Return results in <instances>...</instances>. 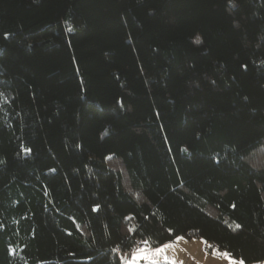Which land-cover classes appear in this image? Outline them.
<instances>
[{
  "label": "trees",
  "instance_id": "16d2710c",
  "mask_svg": "<svg viewBox=\"0 0 264 264\" xmlns=\"http://www.w3.org/2000/svg\"><path fill=\"white\" fill-rule=\"evenodd\" d=\"M178 238L264 261V0H0V264Z\"/></svg>",
  "mask_w": 264,
  "mask_h": 264
},
{
  "label": "rangeland",
  "instance_id": "374dc122",
  "mask_svg": "<svg viewBox=\"0 0 264 264\" xmlns=\"http://www.w3.org/2000/svg\"><path fill=\"white\" fill-rule=\"evenodd\" d=\"M183 239L178 238L155 249L147 247L142 250L143 252L150 251L146 253L145 258H140V251L131 260L126 261L125 264H132V262L141 264H245L236 259H229L232 260L231 262L227 261V257L220 260L221 254L209 251L207 249L209 245H206L200 239L194 238L184 241ZM253 264H264V261Z\"/></svg>",
  "mask_w": 264,
  "mask_h": 264
},
{
  "label": "built area",
  "instance_id": "2783aa9c",
  "mask_svg": "<svg viewBox=\"0 0 264 264\" xmlns=\"http://www.w3.org/2000/svg\"><path fill=\"white\" fill-rule=\"evenodd\" d=\"M209 246H211V245H209ZM147 247L148 246H147V244L145 242L138 241L136 243V245L133 248H131L130 250H128V251L118 250V255H119V257L121 259L128 261V260H131L140 251L146 249Z\"/></svg>",
  "mask_w": 264,
  "mask_h": 264
},
{
  "label": "crops",
  "instance_id": "0c3cea01",
  "mask_svg": "<svg viewBox=\"0 0 264 264\" xmlns=\"http://www.w3.org/2000/svg\"><path fill=\"white\" fill-rule=\"evenodd\" d=\"M184 240H192V239H186V238H184L183 239V241ZM150 251H145V252H143V251H141L140 253H141V257L140 258H145L146 257V253H149ZM225 255H227V256H225ZM226 257H227V261H232V260H229V259H233V260H235L234 258H232L231 256H229L228 254H226V253H222L221 254V256H220V260H222V259H226ZM238 261V260H237ZM127 264H129V263H127ZM132 264H141V263H139V262H132Z\"/></svg>",
  "mask_w": 264,
  "mask_h": 264
},
{
  "label": "snow or ice",
  "instance_id": "6c2138e0",
  "mask_svg": "<svg viewBox=\"0 0 264 264\" xmlns=\"http://www.w3.org/2000/svg\"><path fill=\"white\" fill-rule=\"evenodd\" d=\"M237 227H240L239 225Z\"/></svg>",
  "mask_w": 264,
  "mask_h": 264
}]
</instances>
